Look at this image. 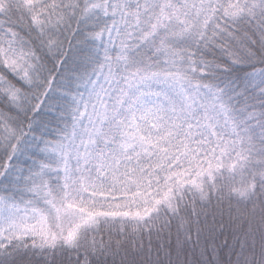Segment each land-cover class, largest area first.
Wrapping results in <instances>:
<instances>
[{"label":"snow or ice","instance_id":"snow-or-ice-1","mask_svg":"<svg viewBox=\"0 0 264 264\" xmlns=\"http://www.w3.org/2000/svg\"><path fill=\"white\" fill-rule=\"evenodd\" d=\"M0 264H264V0H0Z\"/></svg>","mask_w":264,"mask_h":264}]
</instances>
